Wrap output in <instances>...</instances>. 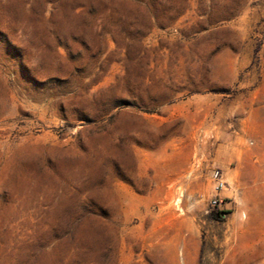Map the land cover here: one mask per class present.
<instances>
[{
	"label": "rangeland",
	"instance_id": "374dc122",
	"mask_svg": "<svg viewBox=\"0 0 264 264\" xmlns=\"http://www.w3.org/2000/svg\"><path fill=\"white\" fill-rule=\"evenodd\" d=\"M0 264H264V0H0Z\"/></svg>",
	"mask_w": 264,
	"mask_h": 264
},
{
	"label": "built area",
	"instance_id": "2783aa9c",
	"mask_svg": "<svg viewBox=\"0 0 264 264\" xmlns=\"http://www.w3.org/2000/svg\"><path fill=\"white\" fill-rule=\"evenodd\" d=\"M220 187H223V183H219V185L217 186V189H220ZM216 203V201H215Z\"/></svg>",
	"mask_w": 264,
	"mask_h": 264
},
{
	"label": "bare ground",
	"instance_id": "6f19581e",
	"mask_svg": "<svg viewBox=\"0 0 264 264\" xmlns=\"http://www.w3.org/2000/svg\"><path fill=\"white\" fill-rule=\"evenodd\" d=\"M180 201H181V200L179 199L177 205H179Z\"/></svg>",
	"mask_w": 264,
	"mask_h": 264
}]
</instances>
